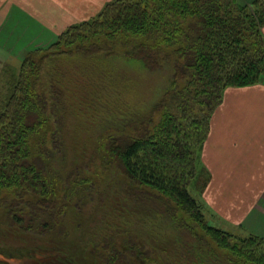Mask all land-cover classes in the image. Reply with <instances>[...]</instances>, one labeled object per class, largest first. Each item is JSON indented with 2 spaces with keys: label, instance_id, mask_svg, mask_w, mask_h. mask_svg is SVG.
<instances>
[{
  "label": "trees",
  "instance_id": "obj_1",
  "mask_svg": "<svg viewBox=\"0 0 264 264\" xmlns=\"http://www.w3.org/2000/svg\"><path fill=\"white\" fill-rule=\"evenodd\" d=\"M263 27L264 0H109L42 54L30 50L15 71L5 64L0 203L8 217L40 234L60 228L64 203L55 200L60 172L52 164L65 144L66 94L54 63L50 83L38 87L42 65L57 54H112V39L126 34L140 39L125 53L127 62L153 70L170 61L172 72L157 100L123 111L103 136L105 154L126 179L121 207L128 218L120 212L114 231L126 232L128 241L119 248L114 233L104 236L101 258L105 264H137L139 256L149 264H264L263 237L234 238L209 224L194 196L209 181L200 153L225 88L264 81ZM48 124L51 150L40 136ZM162 224L172 228L168 237L143 231Z\"/></svg>",
  "mask_w": 264,
  "mask_h": 264
},
{
  "label": "rangeland",
  "instance_id": "obj_2",
  "mask_svg": "<svg viewBox=\"0 0 264 264\" xmlns=\"http://www.w3.org/2000/svg\"><path fill=\"white\" fill-rule=\"evenodd\" d=\"M240 2L244 4V1ZM56 40L37 44L36 49H41L38 53L42 54V50ZM112 40L115 53L57 54L42 65L38 87L50 83L54 65L61 75L66 94L65 144L58 154L60 161L52 164L60 172L55 200L59 205L64 203L60 228L42 234L26 230L11 216L8 217L7 210L0 203V264H105L101 258L104 245L98 241L111 236V233H114L112 235L119 248L128 241L126 232L114 231L120 227V212L125 214L124 219L128 218L121 207L124 199L122 182L126 179L105 154L103 136L112 130L110 126L116 125L111 121L122 118L123 111L138 110L140 105L157 100L169 81L172 69L170 61L164 62L162 69L153 70L139 61L127 62L125 53L140 39L121 34ZM161 53L168 54V49ZM19 64L8 65L15 71ZM1 84L0 98L5 92ZM49 127L50 124L40 136L47 138L46 147L51 150ZM202 195L194 192L209 224L229 231L234 238L248 235L238 226L221 220ZM153 227L147 225L143 231L154 237L161 234L168 237L172 230L169 224ZM137 260V264H149L141 261L140 256Z\"/></svg>",
  "mask_w": 264,
  "mask_h": 264
},
{
  "label": "crops",
  "instance_id": "obj_3",
  "mask_svg": "<svg viewBox=\"0 0 264 264\" xmlns=\"http://www.w3.org/2000/svg\"><path fill=\"white\" fill-rule=\"evenodd\" d=\"M107 1L0 0L1 66L19 64L37 44L95 16ZM200 159L210 174L203 199L221 220L264 238V81L225 88Z\"/></svg>",
  "mask_w": 264,
  "mask_h": 264
}]
</instances>
